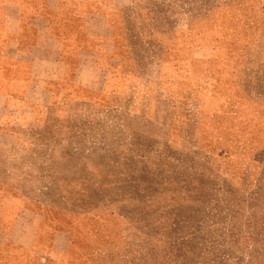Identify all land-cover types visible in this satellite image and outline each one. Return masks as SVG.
I'll list each match as a JSON object with an SVG mask.
<instances>
[{
	"label": "rangeland",
	"instance_id": "rangeland-1",
	"mask_svg": "<svg viewBox=\"0 0 264 264\" xmlns=\"http://www.w3.org/2000/svg\"><path fill=\"white\" fill-rule=\"evenodd\" d=\"M4 11L0 264H264V0Z\"/></svg>",
	"mask_w": 264,
	"mask_h": 264
},
{
	"label": "crops",
	"instance_id": "crops-1",
	"mask_svg": "<svg viewBox=\"0 0 264 264\" xmlns=\"http://www.w3.org/2000/svg\"><path fill=\"white\" fill-rule=\"evenodd\" d=\"M22 0H0V31H3L8 25V23H12L11 20H6L5 17V8H7V5L12 3L13 7H16V5H20ZM7 21V22H6ZM14 23V22H13ZM5 45V43H2ZM0 44V46L2 45ZM16 83H18L14 77H10L8 70L0 65V103H6L7 98H11L15 94V90L11 91L15 86Z\"/></svg>",
	"mask_w": 264,
	"mask_h": 264
}]
</instances>
